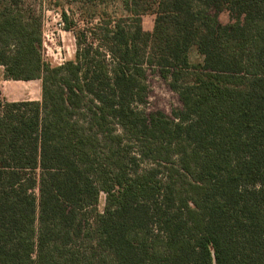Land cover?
Masks as SVG:
<instances>
[{"label": "trees", "instance_id": "trees-1", "mask_svg": "<svg viewBox=\"0 0 264 264\" xmlns=\"http://www.w3.org/2000/svg\"><path fill=\"white\" fill-rule=\"evenodd\" d=\"M75 1L98 22L53 65L0 0V74L43 87L0 89V264H264V0ZM149 66L174 116L143 107Z\"/></svg>", "mask_w": 264, "mask_h": 264}, {"label": "rangeland", "instance_id": "rangeland-1", "mask_svg": "<svg viewBox=\"0 0 264 264\" xmlns=\"http://www.w3.org/2000/svg\"><path fill=\"white\" fill-rule=\"evenodd\" d=\"M25 7H30L43 20L44 54L46 59L53 65L73 59L77 51V30L87 28L88 25L98 22L92 21V11H86L83 4L75 0H22ZM110 11L119 10L121 0H108ZM66 10L70 19L75 22L73 30L65 28L66 22L62 17V11ZM223 22H230V13L225 10L220 13ZM155 15L148 13L143 16L145 29L152 30ZM78 26V27H77ZM189 60L194 63L201 60L196 48H192ZM148 102L143 107L146 111L163 110L170 116H174V110L181 107L179 95L169 83L161 76L158 69L149 66L147 70ZM0 89L9 100L42 99V80H15L5 79L0 74ZM105 202V193H102L100 207Z\"/></svg>", "mask_w": 264, "mask_h": 264}]
</instances>
